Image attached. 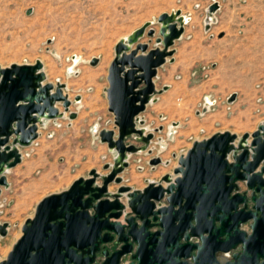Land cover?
I'll return each instance as SVG.
<instances>
[{"label":"water","instance_id":"95a60500","mask_svg":"<svg viewBox=\"0 0 264 264\" xmlns=\"http://www.w3.org/2000/svg\"><path fill=\"white\" fill-rule=\"evenodd\" d=\"M217 8L210 3L206 16ZM182 17L178 9L162 12L116 41L104 88L112 127L96 132L110 161L39 199L0 264H264V119L252 132L193 140L174 156L170 173L140 189L123 184L128 155L150 153L161 130H145L140 113L167 88L155 89L153 78L183 31ZM143 35L147 40L138 41ZM44 80L38 59L0 66V192L8 186L5 172L43 121L61 118V111L75 117L68 109L79 95L71 101L63 83ZM166 162L147 160L151 167ZM8 227L0 222L1 237Z\"/></svg>","mask_w":264,"mask_h":264},{"label":"rangeland","instance_id":"374dc122","mask_svg":"<svg viewBox=\"0 0 264 264\" xmlns=\"http://www.w3.org/2000/svg\"><path fill=\"white\" fill-rule=\"evenodd\" d=\"M212 2L218 4L211 15L215 19L206 16ZM175 9L192 18L183 26L205 27L211 40L203 50L181 51L176 63L167 58L156 70L155 89L167 88L141 113L154 118L147 131L159 126L161 130L154 133L159 139L148 146L150 153H143L167 162L146 170L151 177L170 173L183 145L223 130L240 134L264 116V0H0V66L38 59L45 82L65 84L63 91L71 101L79 95L68 109L75 112L74 118L65 112L45 120L35 142L20 148L23 158L9 173L8 198L0 202V221L9 222L0 236V260L39 199L64 188L81 166L101 171V161L111 159L97 148L101 144L95 133L109 128L112 117L104 93L105 65L115 36L110 31L137 26L150 17L155 21L159 12ZM91 57L97 58L95 65L89 64ZM192 58L196 62L191 63ZM230 94L234 98L228 102ZM236 96L240 109L230 104ZM173 119L179 124L170 125ZM98 152L102 158H97ZM129 174L133 179L138 174L132 161L123 170L124 176Z\"/></svg>","mask_w":264,"mask_h":264},{"label":"crops","instance_id":"0c3cea01","mask_svg":"<svg viewBox=\"0 0 264 264\" xmlns=\"http://www.w3.org/2000/svg\"><path fill=\"white\" fill-rule=\"evenodd\" d=\"M122 1H127V0H122ZM162 12H164V11H161V12H159L158 14H156V16L155 17H157L160 13H162ZM169 12V11H168ZM215 13V12H214ZM180 14L186 19V23L187 22H189V21H191V16L190 17H188L189 15L187 14V13H182V12H180ZM213 14V13H212ZM187 17V18H186ZM211 19H215V15H213L212 17H210ZM145 21H154V19H153V17H150V18H147V19H145V20H143L140 24H138L137 26H133V27H131V28H129V27H125L124 28V30H118V29H116V30H114V31H110V33H115V36H114V38L112 39V47L114 46V44L116 43V41H118L119 39H124L130 32H132L135 28H137V27H139L143 22H145ZM153 27H154V31H155V33H154V36H157V25L154 23V25H153ZM121 29V28H120ZM206 28L204 27V28H202V27H200V26H197V25H194V26H191V25H184L183 26V31H182V33L180 34V36H179V38L178 39H175L174 41H173V43H172V45L170 46V49H172V54H171V56H170V58H169V60L168 61H174L175 62V60H176V55L177 54H179L181 51H183V50H185V49H190V48H193V49H196V50H198V49H200V50H203V45H205L208 41H210L211 39L207 36V33H208V30H205ZM225 33V32H224ZM147 40V38H146V36L145 35H143L140 39H138V41H140V42H144V41H146ZM154 44H153V39L151 40V42L149 43V47H152ZM112 56H113V52H112V54H111V57L108 59V61L106 62V65H105V67L107 68V66H108V64H109V62L111 61V59H112ZM197 58V57H196ZM196 58H192V59H190L191 60V63H194V62H196ZM176 63V62H175ZM159 98V97H158ZM206 98V101H208L209 99H208V97H205ZM237 98H238V96H236V99H235V101L234 102H232V103H230L231 104V106H232V108H238V109H240V103H239V100L237 101ZM158 115V114H157ZM140 117H142V119H143V124H142V126L145 128V130H147V127H148V125L149 124H153L152 122H153V119L154 118H147V116H146V114H144V113H140ZM264 119V116H262V117H260L259 119H257L256 121H254V123H253V125H251V128L250 129H248V130H243L242 132H240V134L241 133H244V132H252L254 129H255V127H256V125H257V123H259L261 120H263ZM109 120H110V118H109ZM109 120H108V122H109ZM169 123H170V125H178L179 124V122L176 120V119H173V120H170L169 121ZM178 123V124H177ZM43 124H45V122L43 123ZM43 124H42V126H43ZM146 124V125H145ZM112 126H111V123L109 122V128H111ZM40 128H42V127H39L38 128V132H39V129ZM92 128L91 127H89L88 128V130H89V132L91 131L92 132V130H91ZM231 132H233V131H231ZM234 133V132H233ZM236 134V133H235ZM237 135H239V134H237ZM159 139V137L156 135V134H154V138L150 141V144H153L154 142H155V140H158ZM96 140H97V142L99 143V144H101V145H97V148L98 149H104L106 152H107V148H106V145L104 144V143H100L99 141H98V139L96 138ZM104 144V145H103ZM137 144H139V143H137ZM149 144V145H150ZM32 145V143L28 146V147H30ZM190 146V144H185V145H183V148H181L179 151H177L176 152V154L175 155H177V154H179L180 153V151H184V150H186L188 147ZM90 149V148H89ZM89 149H87V151L88 152H90V150ZM19 151H20V153H21V149H19ZM99 153H102V152H98L97 154L99 155ZM170 155H173V153H171L170 152ZM23 155L21 154V159L23 158L22 157ZM151 156V154H144L143 152H138V153H136V154H131V155H128V163L130 162V161H132V162H134V166H135V168H136V170H137V172H138V174H137V176H136V179H133V177L129 174V175H127V176H124L123 175V172L121 173V177H122V180H123V183L125 184V185H129V186H131V187H133V188H142L143 186H144V183H145V180H156V179H158V177H160V176H157V177H151L149 174H147L146 173V170H151L152 168H150L149 166H147V169H144L143 168V166L142 167H139L138 165H143V164H145L146 165V161L148 160V158ZM98 157H100V158H102L103 156H97V158ZM20 162H21V160H20ZM103 163V161H101V164ZM17 165V164H16ZM15 165V166H16ZM172 167H174V165H172ZM12 168H14V166L13 167H11V168H9V169H7V171L5 172V177H6V180H7V182H8V186H7V188H9L10 187V181H9V173L11 172V170H12ZM91 168H95V169H97V171H100L97 167H94V166H92V165H89L87 168L86 167H84V165L83 166H81V168H80V173L79 174H77V175H75L69 182H68V184L64 187V188H66L70 183H71V181L73 180V179H75L76 177H78V176H86L87 175V172H88V170L89 169H91ZM141 170H140V169ZM263 176H264V174H263ZM7 188H5V189H1V192H0V202H2V201H5L7 198H8V196H7V194L5 193V190L7 189ZM64 188H62V189H64ZM115 188V186L114 185H110V186H108V189L109 190H113ZM62 189H60V190H62ZM3 205V204H2ZM2 213V211H0V214ZM3 221V220H2ZM6 221V220H5ZM1 222V221H0ZM9 223V222H8ZM20 235V233L15 237V239L18 237ZM14 239V240H15Z\"/></svg>","mask_w":264,"mask_h":264},{"label":"bare ground","instance_id":"6f19581e","mask_svg":"<svg viewBox=\"0 0 264 264\" xmlns=\"http://www.w3.org/2000/svg\"><path fill=\"white\" fill-rule=\"evenodd\" d=\"M187 18V17H186ZM182 21H183V23H186V19L184 18V17H182ZM79 59V58H78ZM71 63H72V65H74V64H76L77 63V56H75L74 58H71ZM71 70V69H70ZM69 71V70H68ZM64 86H65V84H64ZM78 102V101H77ZM77 102H75V103H77ZM61 111V110H60ZM61 114H62V117L65 115V113H63L62 111H61ZM54 120H56V119H54ZM45 121H43V123H44ZM172 132H174V131H172ZM162 143V142H161Z\"/></svg>","mask_w":264,"mask_h":264},{"label":"built area","instance_id":"2783aa9c","mask_svg":"<svg viewBox=\"0 0 264 264\" xmlns=\"http://www.w3.org/2000/svg\"><path fill=\"white\" fill-rule=\"evenodd\" d=\"M208 104H211V102H210V103H208ZM40 126H41V125H40ZM40 126H39V127H40ZM39 127H38V128H39ZM153 129H154V128H152V129H149V130H150V131H152ZM96 132H97V131H95V133H96ZM34 142H35V141L33 140L31 143H34ZM184 152H185V150H184V151H183V150H182V151H180V153H179V154H177V155H175V157H176V156H178V155H180V154H183ZM150 157H151V156H150ZM148 159H149V158H148ZM146 164H147V161H146ZM147 165H148V164H147ZM148 166H149L150 168H152L150 165H148ZM156 180H157V179H156Z\"/></svg>","mask_w":264,"mask_h":264}]
</instances>
